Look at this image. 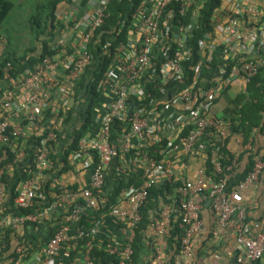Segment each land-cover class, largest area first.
Masks as SVG:
<instances>
[{
    "label": "built area",
    "instance_id": "2783aa9c",
    "mask_svg": "<svg viewBox=\"0 0 264 264\" xmlns=\"http://www.w3.org/2000/svg\"><path fill=\"white\" fill-rule=\"evenodd\" d=\"M109 1L62 4L39 60L15 75L10 67L0 72V162L6 160L0 166V213L8 211L0 218V236L8 228L21 234L35 223L49 233L52 225V238L31 256L24 242L16 254L30 256L31 264H91L97 248L119 264H131L148 190L180 183L171 202L157 207L160 213L151 219L149 227L159 238H169L175 216L180 256L190 258L207 201L217 217L216 232L232 230L240 248L234 264L264 260V219L259 226L251 224L241 193L263 174L264 152L231 188L218 154L225 147L233 156L226 171L236 172L238 155L228 140L235 139L239 152L251 151L256 136L264 134L245 141L230 129L228 105L214 110L230 88L243 89L264 68V0H217L209 13L208 0H139L116 25L109 22ZM4 43L0 39V54ZM148 84L155 85L153 91L148 92ZM130 103L135 104L131 114ZM85 122L83 134L75 137ZM116 122L124 126L114 133ZM209 150L218 180L206 174ZM192 163L200 164L194 178L187 176ZM16 169L19 180L7 188L3 179L13 180ZM132 176L140 185L123 190L113 210L125 243L107 236L103 246L96 245L104 216L87 232L79 225L81 214L100 205L107 209L106 188ZM49 195L53 200L41 215L38 204ZM35 206L34 213H23ZM162 248L158 243L156 249Z\"/></svg>",
    "mask_w": 264,
    "mask_h": 264
},
{
    "label": "trees",
    "instance_id": "16d2710c",
    "mask_svg": "<svg viewBox=\"0 0 264 264\" xmlns=\"http://www.w3.org/2000/svg\"><path fill=\"white\" fill-rule=\"evenodd\" d=\"M139 0H110L108 7H107V13L110 15L109 22L113 23L112 25L119 24L123 21V17L128 14L132 7L138 3ZM72 0H48L45 5L39 7L38 9L41 10V13L45 14V21L47 22L46 26V35L47 40H44L40 38V34H44V32H40L39 29H35L32 26L31 21L34 19L29 20V25L32 31V41L29 45V47L26 48V51L23 56L16 57L14 55H11L10 53H7L4 48L2 49V53L0 54V72L2 70L6 69L7 67L11 68V73L16 74L18 72L23 71L28 66H31L33 63L37 62L40 58V56L43 54L44 50H46V45L49 40V37L52 38L53 29L55 28V14L58 11L59 7L62 4H69ZM86 2V1H85ZM208 12L211 11L213 7L217 5V0H208ZM0 6H3V11H0V27L3 24L4 20L6 19L8 15V10L12 8V3L1 1ZM37 9V10H38ZM41 15V16H42ZM34 25L37 24L33 23ZM56 25L60 28H62V23L60 21L56 22ZM104 28H108L106 25ZM4 46V45H3ZM94 55V62L91 64V68L96 67V61H95V53ZM98 58V56H97ZM190 65L192 61L189 62ZM186 76L192 81L193 79V71L188 69V66L186 68ZM203 75H207L208 71L207 69H203L202 72ZM83 84H81L82 86ZM154 84H148L146 85V89H148V92L153 91ZM158 94V88L155 89V92L149 99L151 100L154 97V94ZM97 98V94H93L92 100ZM228 106L225 111V115L230 119L231 126L230 129L233 133H240L243 135L244 140L247 141L249 138H252L257 133L264 134V68H262L259 73L251 78L245 85L243 90L235 96V98L229 100L228 97ZM78 114H81L80 109L78 110ZM87 124H89L90 120L87 119ZM83 124L77 131H74L75 137H78L83 134V130L86 129L87 125ZM124 126L121 122H116L113 126L114 133H117L122 127ZM255 138V137H254ZM75 143V140H74ZM254 143V142H253ZM75 146L73 145L71 148L73 149ZM158 145L152 146L150 149L152 152L155 151V149H158ZM158 154V153H156ZM220 159L219 163L222 166L223 173L226 176H229V182L228 186L231 188V186H235L238 182L243 181L248 173L252 170L254 162H255V156H260L258 152H256L254 155L250 154L248 157V163L242 172H227L226 167L231 164V161L233 159L232 154L225 148L219 149L218 152ZM213 155V152L211 150L206 152V156L208 159L206 160L204 166L206 169V174L213 177L214 180H218L219 176H214L213 173V166L211 163L210 156ZM97 161V160H96ZM6 160H3L0 162V166L5 165ZM32 166H34L33 161L30 162ZM200 164H197V168ZM26 170H28L26 168ZM18 173L19 170L16 169V176L13 180H6L3 179V182L6 183L7 188L14 187L16 180L18 181ZM140 185V182L138 181V178L135 176L130 177L129 180L126 179H120L117 180L114 183H111L106 190H108L107 198H108V208L103 209L101 208V205L99 209L94 208H87L83 211L80 218L79 225L84 228L87 232H90L93 229V226L95 223H98L100 219L103 218H109L114 219L116 221V218L114 216L113 210L117 207V200L119 198V195L123 192V190L128 189L131 186L138 187ZM180 185V183L176 184L175 186L165 184L159 188H151L148 190V198L146 199L144 205L141 208V221L137 225L135 229V237L132 241L131 248L133 251V255L131 257V264H144V258L146 256V253L150 251L149 245L146 241V232L149 230V225L151 224V219L153 216H158L160 213V210H157L159 206L162 204H166L171 202L172 196L176 192V188ZM13 190V188H12ZM105 192V189L102 190ZM59 193V192H58ZM94 194H96L94 192ZM97 195V194H96ZM98 196V195H97ZM53 200V197L51 195L48 196L47 201H42L38 204V208H42L39 211V214H43V210L45 207H47L48 203H50ZM39 201V200H37ZM100 202V200H99ZM10 203H12L10 201ZM79 203L83 206L85 202L83 200H80ZM112 205V206H111ZM109 206L111 208L109 209ZM8 207V206H7ZM37 210L36 206L35 208L28 209L26 211H23V213H34ZM8 211H6L3 214H6ZM2 213H0V218L3 216ZM53 224V223H52ZM50 231L46 235H41L40 231L38 232L40 237H42L44 240L43 242H47L49 238H52L55 227L50 225ZM31 228H33L34 231L40 230L41 225L38 223L32 224ZM180 234L181 231L179 230L175 216L171 220V230H170V236L167 238V243L170 246V248L174 251L179 250V241H180ZM3 238V245L5 247L0 248V263L2 261H11V264H15L19 259H24L25 257L20 256V254H16V246L21 245L24 242L26 246V255H29L31 253H34L36 251L37 247H39L38 242V235L36 236L34 233L28 235L26 232V236L24 237V241H22L21 234L17 231L12 230L11 228L4 229L3 233L1 234ZM147 251V252H146ZM91 264H119V260L115 256H110L106 254L105 252L94 248L91 253L90 258ZM174 262V261H173ZM171 262V264L173 263ZM255 264H262L261 261L256 262Z\"/></svg>",
    "mask_w": 264,
    "mask_h": 264
},
{
    "label": "crops",
    "instance_id": "0c3cea01",
    "mask_svg": "<svg viewBox=\"0 0 264 264\" xmlns=\"http://www.w3.org/2000/svg\"><path fill=\"white\" fill-rule=\"evenodd\" d=\"M241 92V88L237 85L233 86L228 91V99L231 100L235 98ZM228 105L227 98H224L218 102L214 108L216 112L222 107H226ZM228 146L232 149L233 152L238 155V172H242L245 170L248 157L250 154L254 155L256 152L258 154L264 152V136L259 135L256 136L255 141L253 143V149L245 150L239 152L235 139L231 137L228 140ZM197 164L192 163L187 165V176L194 178L195 172L197 170ZM89 179L88 173L86 174V178L84 183L87 184ZM243 204L247 207L249 211V218L251 224L256 227L261 224L264 219V172L260 176L258 182L254 184H250L245 189L241 191ZM200 217L202 220V227L197 236L193 238L192 242V255L188 259H182L179 253V250L174 251L170 248L167 243V238H159L155 232L149 228L146 232V241L149 245L150 251H146V256L144 258V264H171V262H175L178 260H184L188 264H234L235 256L240 252V248L236 244L233 236L232 230H219L217 229V217L214 214L210 204L207 201H204ZM46 235L47 229L44 226H41V229L34 231L33 228L29 230H24L21 233L22 241H24V237L26 236V232L28 235L35 234L38 235L39 246L43 245V238L41 235ZM107 236H111L113 240H117L120 244L125 243V238H122V234L119 231V228L116 222L109 218H104L102 222V226L99 227L96 231V238L94 243L99 246H103L107 240ZM3 238L0 236V248H3ZM25 242V241H24ZM163 243V248L161 251L156 249L158 243ZM23 243V242H21ZM158 255L160 256L161 262L157 259ZM31 256V254H30ZM28 256L25 257L24 261L20 259L15 264H31L32 258ZM63 259V258H62ZM11 261H2L0 264H11ZM174 262L172 264H174ZM264 264V260L261 261Z\"/></svg>",
    "mask_w": 264,
    "mask_h": 264
},
{
    "label": "rangeland",
    "instance_id": "374dc122",
    "mask_svg": "<svg viewBox=\"0 0 264 264\" xmlns=\"http://www.w3.org/2000/svg\"><path fill=\"white\" fill-rule=\"evenodd\" d=\"M1 1L10 2L13 5L8 10V15L0 27V39L5 41L3 48L7 53L16 57L24 55L33 38L29 25L31 19H34L31 21L32 27L44 32V34H40V38L47 40L45 14L42 15L41 10L38 8L45 5L48 0ZM0 11H3V6H0ZM33 23H36L37 27Z\"/></svg>",
    "mask_w": 264,
    "mask_h": 264
},
{
    "label": "water",
    "instance_id": "95a60500",
    "mask_svg": "<svg viewBox=\"0 0 264 264\" xmlns=\"http://www.w3.org/2000/svg\"><path fill=\"white\" fill-rule=\"evenodd\" d=\"M129 106H130L129 114H131L132 109L135 107V104H134V103H130ZM10 198H11V194L9 193L8 198H7V201H8Z\"/></svg>",
    "mask_w": 264,
    "mask_h": 264
},
{
    "label": "clouds",
    "instance_id": "9594fccd",
    "mask_svg": "<svg viewBox=\"0 0 264 264\" xmlns=\"http://www.w3.org/2000/svg\"><path fill=\"white\" fill-rule=\"evenodd\" d=\"M243 89H241V91H242Z\"/></svg>",
    "mask_w": 264,
    "mask_h": 264
}]
</instances>
